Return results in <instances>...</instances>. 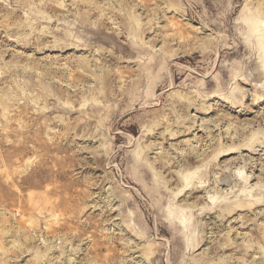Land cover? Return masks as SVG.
<instances>
[{"label":"rangeland","instance_id":"374dc122","mask_svg":"<svg viewBox=\"0 0 264 264\" xmlns=\"http://www.w3.org/2000/svg\"><path fill=\"white\" fill-rule=\"evenodd\" d=\"M0 264H264V0H0Z\"/></svg>","mask_w":264,"mask_h":264}]
</instances>
